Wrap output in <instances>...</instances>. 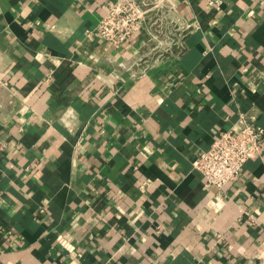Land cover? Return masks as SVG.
Masks as SVG:
<instances>
[{
    "label": "crops",
    "instance_id": "1",
    "mask_svg": "<svg viewBox=\"0 0 264 264\" xmlns=\"http://www.w3.org/2000/svg\"><path fill=\"white\" fill-rule=\"evenodd\" d=\"M108 1L0 0V264H264V151L223 193L193 167L264 127V0H171L162 60Z\"/></svg>",
    "mask_w": 264,
    "mask_h": 264
},
{
    "label": "built area",
    "instance_id": "2",
    "mask_svg": "<svg viewBox=\"0 0 264 264\" xmlns=\"http://www.w3.org/2000/svg\"><path fill=\"white\" fill-rule=\"evenodd\" d=\"M108 11L96 28L99 37L116 48L138 36L147 29L156 58L162 60L173 52L174 45L181 49L178 30L191 25L181 24L175 15L176 7L171 0H110ZM182 52L181 50L179 53ZM144 72L150 67L148 59L139 60ZM264 151V127L252 122L246 113H241L240 124L220 131L210 147L203 150L193 162L201 173L207 187L223 193L237 181L245 164ZM140 183V189L144 188ZM46 208H41L44 213Z\"/></svg>",
    "mask_w": 264,
    "mask_h": 264
}]
</instances>
